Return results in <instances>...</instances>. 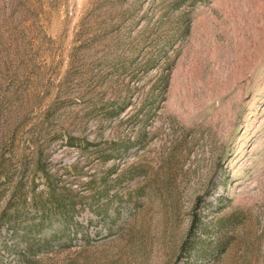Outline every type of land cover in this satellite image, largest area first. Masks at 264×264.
Masks as SVG:
<instances>
[{
  "label": "rangeland",
  "instance_id": "obj_1",
  "mask_svg": "<svg viewBox=\"0 0 264 264\" xmlns=\"http://www.w3.org/2000/svg\"><path fill=\"white\" fill-rule=\"evenodd\" d=\"M0 264H264V0H0Z\"/></svg>",
  "mask_w": 264,
  "mask_h": 264
},
{
  "label": "trees",
  "instance_id": "obj_2",
  "mask_svg": "<svg viewBox=\"0 0 264 264\" xmlns=\"http://www.w3.org/2000/svg\"><path fill=\"white\" fill-rule=\"evenodd\" d=\"M41 169H42V168H41ZM42 171H43L44 173H46L44 169H42ZM46 177H48V176H47V173H46ZM21 186H22V185H20V183L17 185V192H19L18 190L21 189ZM19 197H20V200H21L22 202H24V201L26 200V196H24V194H22V192L19 193ZM58 201H60V200H58Z\"/></svg>",
  "mask_w": 264,
  "mask_h": 264
}]
</instances>
